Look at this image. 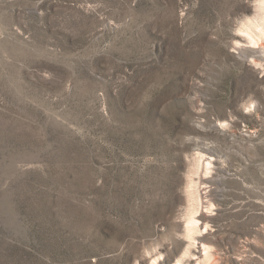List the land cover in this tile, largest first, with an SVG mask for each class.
Wrapping results in <instances>:
<instances>
[{
	"label": "rangeland",
	"instance_id": "1",
	"mask_svg": "<svg viewBox=\"0 0 264 264\" xmlns=\"http://www.w3.org/2000/svg\"><path fill=\"white\" fill-rule=\"evenodd\" d=\"M255 7L0 0V264H264Z\"/></svg>",
	"mask_w": 264,
	"mask_h": 264
},
{
	"label": "bare ground",
	"instance_id": "2",
	"mask_svg": "<svg viewBox=\"0 0 264 264\" xmlns=\"http://www.w3.org/2000/svg\"><path fill=\"white\" fill-rule=\"evenodd\" d=\"M255 8H256L257 13H258V18H257V20H255V22H252V25H251L252 28L251 29L258 31L260 33V35H262L264 37V0H256V7ZM246 40H247V43H249L251 45L256 44L254 39L252 38V35L250 34V32L246 33ZM209 164L211 165V162L206 163V166ZM188 196H192V193H189ZM196 200L198 202V197L196 198ZM185 223H186L184 225L185 236L188 239H192L191 237H192L193 233L195 231H197V229H198L197 222H196L194 217H188V218H186ZM202 251H205L203 253L204 254L203 260L207 259V257L209 256V252L203 246H202ZM176 264H178V263H176Z\"/></svg>",
	"mask_w": 264,
	"mask_h": 264
}]
</instances>
